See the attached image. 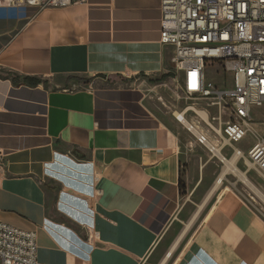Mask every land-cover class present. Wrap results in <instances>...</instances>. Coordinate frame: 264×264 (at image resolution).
I'll list each match as a JSON object with an SVG mask.
<instances>
[{"label":"crops","instance_id":"0c3cea01","mask_svg":"<svg viewBox=\"0 0 264 264\" xmlns=\"http://www.w3.org/2000/svg\"><path fill=\"white\" fill-rule=\"evenodd\" d=\"M160 23L161 0L0 6V220L36 231L38 264H140L173 225L180 124L147 93L172 67ZM183 250L169 264H264V224L225 200Z\"/></svg>","mask_w":264,"mask_h":264},{"label":"built area","instance_id":"2783aa9c","mask_svg":"<svg viewBox=\"0 0 264 264\" xmlns=\"http://www.w3.org/2000/svg\"><path fill=\"white\" fill-rule=\"evenodd\" d=\"M85 1L0 0V6L42 9ZM160 26V43L172 47L180 92L207 106L181 111L186 119L188 111L199 118L187 130L220 163L243 159L264 178V136L247 154L235 145L264 125L253 114L254 107L264 106V0H161ZM207 71L222 78L221 86ZM0 264H38L36 231L0 220Z\"/></svg>","mask_w":264,"mask_h":264},{"label":"rangeland","instance_id":"374dc122","mask_svg":"<svg viewBox=\"0 0 264 264\" xmlns=\"http://www.w3.org/2000/svg\"><path fill=\"white\" fill-rule=\"evenodd\" d=\"M169 54H171V51ZM168 72L172 75L167 77V80L165 79L167 82L160 87V92L165 93V96L160 98L159 90H151L150 92L148 90L147 93L152 96L151 102L156 113L167 125L174 126L175 122L180 124L174 128L178 131L181 140V152L186 160L184 167L185 179L182 181L183 197L181 208L173 225L159 237L152 252L140 264H169L172 259L182 252L186 243L195 235L199 226L214 206L223 204L225 200L230 202L238 201L240 204L246 205L264 224L263 199L248 185L239 180L232 168L228 167L226 163H220L205 147L199 145L194 135L187 130V125L175 118L177 114H181V111L186 106H193L196 109H203L207 106L204 100L185 98L178 88L176 72L171 67L167 69L166 73ZM207 75L210 80L221 86L220 81L222 78L215 77L208 71ZM159 77L153 76L148 81L150 84L156 83V79ZM80 78L91 80L88 77ZM107 82L111 84L115 80L108 78ZM138 82H141V80H138ZM69 83L74 85V83L83 82L71 79L67 80L66 85H69ZM116 83L128 85L130 81L123 78L120 81L116 80ZM210 112L213 113V110L210 109ZM253 114L258 119L264 120V106L254 107ZM186 117L188 122L197 123L199 119L192 111H188ZM187 119L185 120L187 121ZM254 127L257 130L256 134L249 132L243 140L235 144L244 154H247L257 137L264 136V125L260 124ZM229 160H233L232 165L234 168L245 173L246 177L264 193V178L255 169L249 168L243 159L237 160L232 157ZM222 173H225L224 177L220 182H217ZM172 246H174V254L170 256ZM192 261V259L189 260L191 263Z\"/></svg>","mask_w":264,"mask_h":264},{"label":"trees","instance_id":"16d2710c","mask_svg":"<svg viewBox=\"0 0 264 264\" xmlns=\"http://www.w3.org/2000/svg\"><path fill=\"white\" fill-rule=\"evenodd\" d=\"M8 75H11L10 72L7 73ZM172 74L171 73H165V74H162L159 78L156 79L157 82H160V81H163L165 80L167 77L171 76ZM12 81L15 82V83H18V82H24L25 84L27 85H30V86H36V85H39V84H43L44 86H47V81L41 77H37V76H28V75H17L15 73H13L12 77H11ZM71 79H75V80H79V81H82L84 83L88 82L89 80L88 79H83V78H80L78 76H71V77H68V80H71ZM180 188H181V191H183V182L181 181L180 183Z\"/></svg>","mask_w":264,"mask_h":264},{"label":"bare ground","instance_id":"6f19581e","mask_svg":"<svg viewBox=\"0 0 264 264\" xmlns=\"http://www.w3.org/2000/svg\"><path fill=\"white\" fill-rule=\"evenodd\" d=\"M177 119L184 122L187 126L189 125L190 122H187L185 120V117L183 116V114L179 113L177 114ZM233 160H227L225 163L228 167L232 168L233 172L235 173V175L237 176V178L239 180H241L243 183H245L246 185H248L257 195H259L263 201H264V193H262L247 177L246 174L235 169L234 166L232 165ZM225 173H222V175L219 177V180L217 182H220L222 180V178L224 177Z\"/></svg>","mask_w":264,"mask_h":264}]
</instances>
